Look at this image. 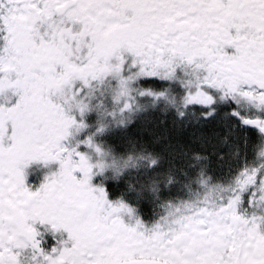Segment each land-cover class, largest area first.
I'll list each match as a JSON object with an SVG mask.
<instances>
[{
  "label": "snow or ice",
  "instance_id": "obj_1",
  "mask_svg": "<svg viewBox=\"0 0 264 264\" xmlns=\"http://www.w3.org/2000/svg\"><path fill=\"white\" fill-rule=\"evenodd\" d=\"M0 264H264V0H0Z\"/></svg>",
  "mask_w": 264,
  "mask_h": 264
},
{
  "label": "rangeland",
  "instance_id": "obj_2",
  "mask_svg": "<svg viewBox=\"0 0 264 264\" xmlns=\"http://www.w3.org/2000/svg\"><path fill=\"white\" fill-rule=\"evenodd\" d=\"M58 167V165H55L53 164L51 166V170H55L56 168ZM34 170H36L37 172H35ZM49 168H44V167H41L40 165H37V164H33L29 169H28V172H29V177L30 179H41L43 180L45 174H47L49 172ZM33 171V172H32ZM36 173H37V177H36ZM39 175V176H38ZM28 177V178H29ZM114 198V197H113ZM147 217V216H144V218ZM145 219H148L145 218Z\"/></svg>",
  "mask_w": 264,
  "mask_h": 264
},
{
  "label": "flooded vegetation",
  "instance_id": "obj_3",
  "mask_svg": "<svg viewBox=\"0 0 264 264\" xmlns=\"http://www.w3.org/2000/svg\"><path fill=\"white\" fill-rule=\"evenodd\" d=\"M35 172H37L36 170H34ZM33 172V171H32ZM38 173V172H37ZM37 173H36V177H37ZM39 176V175H38ZM42 180L41 179H30V177L28 178V182L30 183V184H36V185H38L40 182H41ZM142 214H143V212H142ZM145 218H147V217H145Z\"/></svg>",
  "mask_w": 264,
  "mask_h": 264
}]
</instances>
